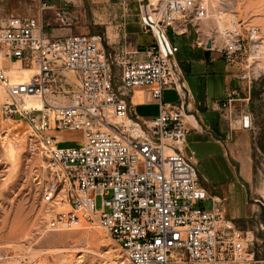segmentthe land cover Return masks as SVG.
Masks as SVG:
<instances>
[{
	"label": "built area",
	"instance_id": "obj_1",
	"mask_svg": "<svg viewBox=\"0 0 264 264\" xmlns=\"http://www.w3.org/2000/svg\"><path fill=\"white\" fill-rule=\"evenodd\" d=\"M35 1L38 16L22 17L5 13L0 0V53L34 73L13 83L7 68H0V112L7 120L28 122L29 152L46 164L45 175L36 178L51 216L46 227L98 226L131 264H257L255 232L227 217L223 199L201 183L195 151L186 154L195 110L176 58L179 48L167 32L193 36L194 48L217 54L229 67L227 77L237 86L211 109L231 128L238 121L244 128L250 118L241 113L236 120L233 108H246L264 79V31L242 23L211 26L222 16L209 0H137L139 32L152 43H132L124 24L113 48L106 35L49 36L48 27H71L67 14L75 0ZM70 83L75 87L67 91ZM139 88L158 102L156 116L137 115L131 97ZM165 90H175L180 101L164 103ZM30 96L42 99L44 110L25 109ZM65 130L80 133L76 145L61 147L57 134Z\"/></svg>",
	"mask_w": 264,
	"mask_h": 264
},
{
	"label": "rangeland",
	"instance_id": "obj_2",
	"mask_svg": "<svg viewBox=\"0 0 264 264\" xmlns=\"http://www.w3.org/2000/svg\"><path fill=\"white\" fill-rule=\"evenodd\" d=\"M52 2L57 3L56 0L49 1ZM209 2L215 13H220L217 16L237 15L233 26L242 23L246 27L258 26L264 31V0ZM2 5L7 14L38 16L35 0H2ZM50 16L55 18L56 14L50 13ZM67 18L71 21L70 28L59 29L54 25L46 28V33L54 38L69 33L106 35L108 43L114 48L126 24V33L131 40L137 37L140 47L152 43L150 35L139 32L137 0H75ZM215 24L217 22L213 21L210 25ZM207 32L208 29L205 30ZM167 37L179 48L176 58L188 70L184 73L196 96L197 117H201L211 129L210 132L201 126L202 129L193 130L187 140L186 154L195 151L201 183L207 190L210 189L211 195H216L221 192V187L226 188L228 185L224 181L220 182L219 176L229 180L235 174L240 181L241 169L248 172V183H242L247 192V202L224 198L223 206L227 217L239 228L255 232L258 240L253 247L255 260L257 264H264V79L253 87L246 108L240 103L233 108L235 114H239L236 120H240L241 113L250 118L248 127L242 128L238 121L231 128L223 119L221 126L226 131L223 132L219 120L221 116L211 107L225 98L227 89L237 86L235 81H230L226 76L229 69L223 60L218 59L217 54L194 48L193 36L179 37L168 31ZM112 47L108 49L109 54ZM70 85L67 91L75 87ZM201 94L209 110L199 104ZM162 100L177 104L180 97L175 90H165ZM8 121L0 112V264H131L122 250L98 226L82 224L67 230H49L46 227V221L51 216L45 213L36 179L38 174L45 175L46 164L42 158L29 152L28 136L31 129L28 122L21 120V123H15L20 125L12 130ZM7 130L10 136L5 138ZM217 133L228 135V141L219 139ZM59 135L63 139L61 147H72L81 137L80 133L69 130L58 133L57 137ZM9 142L17 143L15 155L8 151ZM235 199L236 202H233ZM101 201L102 198L98 197V209L101 208ZM210 205V201L205 202V206Z\"/></svg>",
	"mask_w": 264,
	"mask_h": 264
},
{
	"label": "crops",
	"instance_id": "obj_3",
	"mask_svg": "<svg viewBox=\"0 0 264 264\" xmlns=\"http://www.w3.org/2000/svg\"><path fill=\"white\" fill-rule=\"evenodd\" d=\"M118 42H119V37H118V41L115 43L116 46H117ZM131 42L134 43V44H137V46L140 47L137 37L133 38L131 40ZM213 60L214 59H212L211 61H213ZM9 62L13 63L12 61H9ZM227 68L229 69V67H227ZM229 71H230V69H229ZM228 73L229 72L227 71L226 72V76H227ZM187 84H188V82H187ZM188 87H189V89L191 91V88H190L189 84H188ZM191 95H192V105H193V108L195 110V112L193 114V118L198 123L199 122L201 123V124L199 123L201 129H202L201 126H204L205 130L210 131L211 129H210L209 125L201 117H200V119H198V117H197V109H196V99H195L196 96L193 95L192 91H191ZM131 100H132V103L135 105V111H136L137 115L140 118L149 119V118H152V117H154V116H156L158 114V102L156 100L152 99L151 94L149 92V89H147V88H139V89L134 90V92L132 94V97H131ZM167 104H170V103H167ZM199 104H203L204 109L205 110L206 109L209 110L208 105L205 104L204 95H203L202 100L199 101ZM202 112H204V111H202ZM218 117H219V114H218ZM219 120H220L221 130L223 132H226V131L223 130V128L221 126L222 125L221 122H223V119L221 117H219ZM190 122H192L191 124L196 130L199 129V128H197L194 125L192 120H190ZM217 136H218L219 139L225 140V142L228 141V139H229L228 135L221 136L220 134L217 133ZM61 140H63L62 137H61ZM232 176H231V178L229 180L226 179L225 177L219 176L220 182L224 181L228 185L226 186V188L221 187V190H220L221 192H218L216 195L221 197L222 199L225 198L224 200H226V198H230L231 201H232L234 198H237V200H238L237 202H247V192H246L244 186L242 185V183H243V181H245V183H248V181H249L248 172L247 171L244 172L241 169V172H240L241 180L240 181L236 178L235 174H233ZM209 190L210 189H208L207 191L209 192ZM233 202H236V199Z\"/></svg>",
	"mask_w": 264,
	"mask_h": 264
},
{
	"label": "bare ground",
	"instance_id": "obj_4",
	"mask_svg": "<svg viewBox=\"0 0 264 264\" xmlns=\"http://www.w3.org/2000/svg\"><path fill=\"white\" fill-rule=\"evenodd\" d=\"M218 1V0H216ZM216 4V3H215ZM215 8V7H214ZM221 8V7H220ZM216 9V8H215ZM216 14V13H215ZM220 15V13H217ZM222 14V13H221ZM237 19V15H224L222 17V20L217 22V25L219 27V29L223 30L225 28H232L233 27V20ZM216 23V22H215ZM207 29V28H206ZM8 66L7 67V70H8V76L10 75V79L13 83H23V82H27L30 77L34 74L33 73V70L31 68H27V67H22L20 66V64L18 62H13L9 63V61L5 60L1 53H0V68H3V66ZM68 78L70 80V82L72 84H74L76 81H75V78L73 76L72 73H68ZM69 92H66L65 94H68ZM194 100V99H193ZM23 107L27 110H33L34 112H40L42 110H44V107H43V100L40 99V98H37V97H27L24 102H23ZM54 112L53 111H50L49 112V118H50V122L51 124L53 123V119H54ZM196 118V117H195ZM190 120L193 121L194 125L197 127V128H200V125L199 123L193 118V116H190L189 117ZM15 123H21V120L19 121H13V120H9L8 121V124L9 126L11 127V129L13 130L15 128V126H18V125H15ZM192 123V122H191ZM28 124V123H27ZM7 137L10 136V133L9 131L7 130L6 131ZM4 138V137H3ZM59 139H61V135L58 136ZM6 143V142H5ZM17 143L16 142H9L8 144V151L12 154V155H15L16 154V145ZM8 153V152H7ZM6 153V154H7ZM19 154V152H18ZM22 155V154H21ZM9 157V156H8ZM15 157V156H14ZM18 157V156H17ZM20 158V157H19ZM11 161V159H10ZM17 161V160H16ZM20 161V159H19ZM13 163V162H12ZM17 163V162H16ZM19 163V162H18ZM17 163V164H18ZM14 165V164H13ZM60 209V208H59ZM81 258V257H80Z\"/></svg>",
	"mask_w": 264,
	"mask_h": 264
},
{
	"label": "water",
	"instance_id": "obj_5",
	"mask_svg": "<svg viewBox=\"0 0 264 264\" xmlns=\"http://www.w3.org/2000/svg\"><path fill=\"white\" fill-rule=\"evenodd\" d=\"M210 45L208 44V47H209ZM248 125H249V119L248 118H245V126L246 127H248Z\"/></svg>",
	"mask_w": 264,
	"mask_h": 264
},
{
	"label": "trees",
	"instance_id": "obj_6",
	"mask_svg": "<svg viewBox=\"0 0 264 264\" xmlns=\"http://www.w3.org/2000/svg\"><path fill=\"white\" fill-rule=\"evenodd\" d=\"M206 53H209V52H206ZM183 68H184V66H183ZM184 71L187 72V71H188L187 68H184ZM200 97H201V100H202V98H203V94H201Z\"/></svg>",
	"mask_w": 264,
	"mask_h": 264
}]
</instances>
